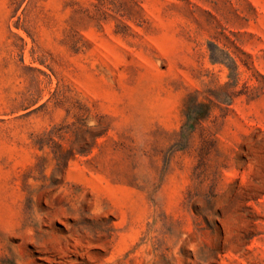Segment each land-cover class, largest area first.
Instances as JSON below:
<instances>
[{
	"label": "rangeland",
	"instance_id": "374dc122",
	"mask_svg": "<svg viewBox=\"0 0 264 264\" xmlns=\"http://www.w3.org/2000/svg\"><path fill=\"white\" fill-rule=\"evenodd\" d=\"M0 264H264V0H0Z\"/></svg>",
	"mask_w": 264,
	"mask_h": 264
}]
</instances>
